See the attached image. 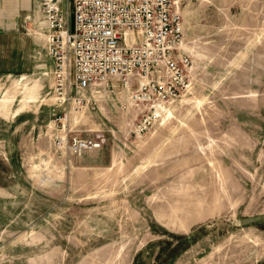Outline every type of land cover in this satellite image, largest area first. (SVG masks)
I'll return each instance as SVG.
<instances>
[{"label": "rangeland", "instance_id": "1", "mask_svg": "<svg viewBox=\"0 0 264 264\" xmlns=\"http://www.w3.org/2000/svg\"><path fill=\"white\" fill-rule=\"evenodd\" d=\"M174 1L191 84L141 137L105 107L54 122L42 42L0 76V264H264V0ZM68 128L106 144L61 151Z\"/></svg>", "mask_w": 264, "mask_h": 264}, {"label": "built area", "instance_id": "2", "mask_svg": "<svg viewBox=\"0 0 264 264\" xmlns=\"http://www.w3.org/2000/svg\"><path fill=\"white\" fill-rule=\"evenodd\" d=\"M40 15L34 34L44 37L52 62L50 105L63 130L70 115L105 107L141 137L190 87L191 59L174 0H41ZM54 144L81 156L100 151L106 138L103 131L82 136L68 128Z\"/></svg>", "mask_w": 264, "mask_h": 264}, {"label": "crops", "instance_id": "3", "mask_svg": "<svg viewBox=\"0 0 264 264\" xmlns=\"http://www.w3.org/2000/svg\"><path fill=\"white\" fill-rule=\"evenodd\" d=\"M40 3L41 0H0V76L22 73L31 67L36 51L34 46L39 42H42L43 48L40 53H44L46 61L52 65L45 53L44 37L32 33L26 35L21 26L25 19H32L35 21L34 25L41 20ZM27 28L31 31L29 26ZM5 146L6 156L5 159H0V164H5L11 169L15 162L14 155L9 143L5 142ZM1 174L8 180L18 176L16 169Z\"/></svg>", "mask_w": 264, "mask_h": 264}]
</instances>
